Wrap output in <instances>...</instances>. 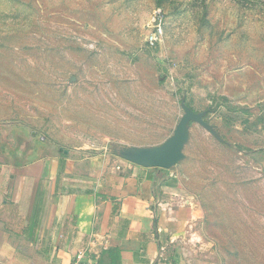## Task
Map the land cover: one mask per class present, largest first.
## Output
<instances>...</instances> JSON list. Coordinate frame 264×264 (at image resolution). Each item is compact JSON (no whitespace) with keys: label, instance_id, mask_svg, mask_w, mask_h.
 Instances as JSON below:
<instances>
[{"label":"rangeland","instance_id":"rangeland-1","mask_svg":"<svg viewBox=\"0 0 264 264\" xmlns=\"http://www.w3.org/2000/svg\"><path fill=\"white\" fill-rule=\"evenodd\" d=\"M183 102L218 134L192 122L176 165L199 242L264 264V0H0L3 121L118 156L173 134Z\"/></svg>","mask_w":264,"mask_h":264},{"label":"crops","instance_id":"crops-1","mask_svg":"<svg viewBox=\"0 0 264 264\" xmlns=\"http://www.w3.org/2000/svg\"><path fill=\"white\" fill-rule=\"evenodd\" d=\"M195 222L178 166L146 167L0 119V264H71L80 252L97 264H218Z\"/></svg>","mask_w":264,"mask_h":264},{"label":"water","instance_id":"water-1","mask_svg":"<svg viewBox=\"0 0 264 264\" xmlns=\"http://www.w3.org/2000/svg\"><path fill=\"white\" fill-rule=\"evenodd\" d=\"M182 107L184 113L181 120L178 122L173 134L162 143L153 146H125L119 150L118 156L146 167L170 169L186 157L184 148L190 138L192 122L200 123L212 134L218 136L213 126L204 117V111L196 112L185 102L182 103ZM111 150H113V147ZM112 153L114 152L112 151Z\"/></svg>","mask_w":264,"mask_h":264},{"label":"built area","instance_id":"built-area-1","mask_svg":"<svg viewBox=\"0 0 264 264\" xmlns=\"http://www.w3.org/2000/svg\"><path fill=\"white\" fill-rule=\"evenodd\" d=\"M154 19L156 20V22L158 23V25L157 26H159L162 22H163V20H164V15H163V13H162V11L160 10H158V12L156 13V15L154 16ZM153 38H155V37H152V40H154ZM154 41H152V43H153ZM110 150V149H109ZM84 255V252H80V256L77 258V259H75L71 264H97V261L96 260H90V262H86V261H83L82 259H81V257Z\"/></svg>","mask_w":264,"mask_h":264}]
</instances>
